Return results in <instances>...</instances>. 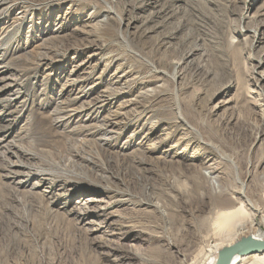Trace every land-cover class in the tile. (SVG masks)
<instances>
[{"label":"rangeland","instance_id":"1","mask_svg":"<svg viewBox=\"0 0 264 264\" xmlns=\"http://www.w3.org/2000/svg\"><path fill=\"white\" fill-rule=\"evenodd\" d=\"M38 1L0 0V264L192 261L215 200L202 203L197 194L180 207L177 201L187 198L179 194L186 183L180 171L200 164L217 183L218 172L208 166L220 162L221 170L237 181L245 177L246 184L264 173V159L257 158L264 154V132L232 141L240 120L264 127V0H210L229 5L235 28L229 37L242 59L240 71L225 74L213 55V74L203 77L195 66L199 55L180 60L174 52L191 25L154 47L197 0H149L135 10L124 0H85L89 5L74 13L69 0L49 11ZM96 5L104 7L97 15ZM121 9L129 11L120 18ZM110 16L117 17L111 24L122 39L121 45L113 42L115 51L78 52L69 43L66 51L45 53L48 41L80 36ZM151 48L168 68L179 61L176 78L160 72L145 52ZM115 72L128 73L125 79L154 75L158 82L95 105ZM154 88L165 94L151 111L142 109L134 99ZM114 113L140 118L112 130L106 121ZM181 120L185 125L176 128ZM202 123L214 134L225 127L222 141L239 156L203 157ZM73 145L77 152L68 149ZM162 167L175 168L174 187L161 185Z\"/></svg>","mask_w":264,"mask_h":264},{"label":"bare ground","instance_id":"2","mask_svg":"<svg viewBox=\"0 0 264 264\" xmlns=\"http://www.w3.org/2000/svg\"><path fill=\"white\" fill-rule=\"evenodd\" d=\"M65 1L67 0H39L37 5L40 10L49 11L54 7H60ZM197 1L198 2L195 3L192 1L188 2L186 10L189 12H186L179 22L172 26L171 31L161 34L155 41L154 47L162 44L167 37L175 36L176 32L181 28L191 25V30L183 37L180 47H177L174 50L180 60L189 59L194 55H199L200 59L195 63V66L197 70L202 73V77L213 74V71L209 66L213 55L216 57L217 62L223 67L222 70L225 74L228 72L231 73L235 70L240 71V63L242 59L241 50L238 48L236 41L229 37V32L235 29L229 5L218 4L215 1L210 0ZM69 2L72 5L71 8L73 13L83 11L90 3V1L85 0H69ZM124 3H127L126 5L130 6L132 10H135L136 8H144L146 5L150 4L149 0H124ZM103 8L104 7H101L100 5H96L95 14L97 15ZM128 11L129 10L121 9L120 18L122 16L124 17V13H127ZM156 14L155 11L153 16ZM149 19H147V21ZM116 20L117 17L110 16L106 22L96 21L94 24H89L91 28L84 29L80 36L76 33H70L69 35L64 36L60 35V37L56 38V43L48 41L49 43L45 46V53L47 52L49 54L58 53L62 50L66 51L69 43H72L70 45L73 49H77L78 52H90V50L94 54H102V52L104 53L107 50L113 52L115 51V47H117L116 45H113V42H116L117 45H121L122 43V39L116 36L115 29L111 24V21ZM142 50L144 51L145 49L143 48ZM145 52L148 53L155 64L159 65L161 73L164 72L169 74L172 78L177 77L179 74V61H176V64L171 66V68H168L167 61L156 58V51L153 48ZM108 69V67L104 69L103 74L108 72ZM131 71L132 70H129L128 73ZM128 73L125 75H118L115 72L112 79L108 81V84L110 82V86L103 91L104 93L102 97L96 101L97 104L94 102L95 105L104 106L118 97L122 92L125 93L126 91H132L138 84L148 82L149 84H156L158 82L154 75H136V73L132 75L130 79H125V77L128 76ZM102 76L103 75L100 76L98 81L94 80L95 84H101L100 79ZM123 81L124 84H122ZM161 94H165V92L157 88H154L152 91H141L134 101L137 102L142 109L151 111L154 101L158 99ZM60 109L61 108L58 109L59 112L62 111ZM123 113H114L107 117V125L112 130H121V128L133 126L140 118V115L136 116L137 114H135V118H128V116H126V114L123 115ZM240 122L243 124L240 127V130L234 133L232 132V141L234 143L239 141L242 137L241 135L244 133L249 134V132H255L257 134L264 132V127L259 130V127L256 128V126L251 125L249 122H243L242 120H240ZM185 123V120L177 121L175 122V126L178 128L181 125H185ZM212 128L215 130L214 126ZM215 132V134L208 132L206 125L202 123V137L204 139L202 141V150H204L202 152L204 153L203 157H205V154H212L213 152H219L220 154L224 152L228 153L230 157H238L239 153L228 152L226 143L222 141L224 135H226L225 127H222L221 129L218 128ZM68 147L69 150L73 149L76 152L78 151L75 148L76 145ZM244 147V144L240 145L241 150H243ZM257 158L259 162H261L264 159V154L257 156ZM93 163H96V161H93ZM218 163L219 164L214 163L208 166L211 168L212 173L218 172L215 176L218 180L217 183L212 182L208 176L206 177L202 173V167L200 164H193L186 169H182L183 171L179 170L183 173V176H185L186 179L185 185H182L183 187L180 186L182 190H179V194L181 196L184 194L187 195L186 199L181 197L177 201V204L180 207H186L184 204L188 197H191L192 199V197L197 194L202 196V203L208 204L211 200H215L213 207L211 208L214 210L210 211V214L203 220V222L205 221L206 226L199 231L200 244L198 245V251L192 261L186 262L185 264H216L219 251L222 247L236 242L243 236L250 235L255 238H264V173L262 176L254 175L251 182L246 184L245 179H242L245 177H242L240 181H237L229 171L225 172L224 170H221L220 162ZM204 164H206L205 158L202 159V165ZM97 165L95 166L94 164V167L92 168L95 169ZM161 171V185L163 184L164 186L166 184L170 188L174 187L175 168L162 167ZM106 175L103 178L109 181V178ZM242 189H244V191ZM139 199L142 200L141 198ZM150 199H147V201L150 202ZM151 202L153 201L151 200ZM232 264H264V252L252 255H243L240 253L234 258Z\"/></svg>","mask_w":264,"mask_h":264},{"label":"water","instance_id":"3","mask_svg":"<svg viewBox=\"0 0 264 264\" xmlns=\"http://www.w3.org/2000/svg\"><path fill=\"white\" fill-rule=\"evenodd\" d=\"M264 252V238L243 236L236 242L222 247L216 264H232L238 254L252 255Z\"/></svg>","mask_w":264,"mask_h":264}]
</instances>
